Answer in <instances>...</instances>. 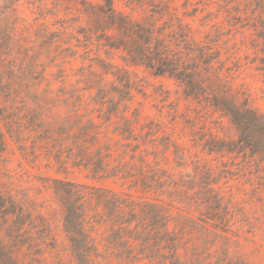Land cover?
<instances>
[{
    "label": "trees",
    "instance_id": "trees-1",
    "mask_svg": "<svg viewBox=\"0 0 264 264\" xmlns=\"http://www.w3.org/2000/svg\"><path fill=\"white\" fill-rule=\"evenodd\" d=\"M23 1L0 0V170L11 151L64 176L44 182L73 264H253L234 252L236 206L181 142L177 107L170 126L143 121L136 97L141 72L172 82L197 114L236 131L219 139L193 118V147L250 160L264 180V113L235 84L242 62L264 83V0H219L227 28L190 0H28L57 29L27 24ZM77 172L85 181L69 178ZM10 177H0V264H62L49 256V223Z\"/></svg>",
    "mask_w": 264,
    "mask_h": 264
},
{
    "label": "rangeland",
    "instance_id": "rangeland-1",
    "mask_svg": "<svg viewBox=\"0 0 264 264\" xmlns=\"http://www.w3.org/2000/svg\"><path fill=\"white\" fill-rule=\"evenodd\" d=\"M90 1L94 4L101 2V0ZM183 1L181 0L180 3ZM190 1L199 9L200 19L208 17L210 26L220 24L227 28V24L224 22L225 16L222 14L221 1ZM29 3L28 0H24L22 3V13L27 24L38 25L47 22L51 27L55 25L54 17L49 16L44 21L40 17V13L38 14ZM52 28L57 29L58 26ZM75 66L79 67V64L76 63ZM140 76V79H144L143 93L137 95L136 101L144 106L143 121L149 117V119H155L169 125L172 116H174L172 108L177 107L179 111L177 133L185 134L181 142L192 147V154L198 153L203 162L208 163L215 170L216 176L221 179L223 203L233 200V204H235L233 206H236L235 209H231V211L235 210L236 212L230 224L234 233L231 236L239 242L237 249H234L237 251L234 252L244 255L253 264H264V180L258 182L257 175L254 173L255 169L249 164L250 160L228 155H208L202 151L201 147L194 148L193 136L191 135L194 128H192L193 121L191 120L199 118V125L194 129L195 131L207 132L219 139L235 138V129L228 119L211 110L197 114L196 105L185 101L172 82L153 78L144 72H141ZM235 84L237 87L243 88L251 98L253 105L264 113V83L261 75L253 67L246 66L245 62H242V68L236 73ZM162 86L163 88H161ZM203 127L205 129L201 130ZM5 157L3 159L5 165L0 170L1 180L7 182V177L11 178V175L15 180L14 182L23 189L21 194L27 195L31 202H34L32 206L50 225L52 236L57 245L54 253L49 254V256L62 264H73L63 232L62 211L54 197L51 185L44 182L45 178L50 176L54 178L64 176L57 174L55 169H48L46 167L47 161L43 158L37 161L31 156L22 157L19 152L13 154L11 151ZM69 178L85 181L84 175L79 172L70 175ZM258 183L262 185H258ZM106 184L119 190H127V187H121L120 183L117 185L111 182ZM235 234L238 237H235ZM224 238V233H222V248L226 242Z\"/></svg>",
    "mask_w": 264,
    "mask_h": 264
}]
</instances>
